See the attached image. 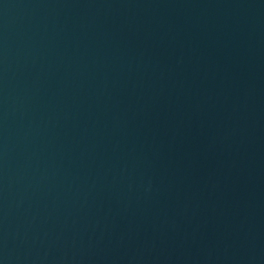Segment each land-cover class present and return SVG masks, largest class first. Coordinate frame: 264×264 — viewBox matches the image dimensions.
I'll return each instance as SVG.
<instances>
[{
	"label": "water",
	"instance_id": "95a60500",
	"mask_svg": "<svg viewBox=\"0 0 264 264\" xmlns=\"http://www.w3.org/2000/svg\"><path fill=\"white\" fill-rule=\"evenodd\" d=\"M0 264H264V0H0Z\"/></svg>",
	"mask_w": 264,
	"mask_h": 264
}]
</instances>
